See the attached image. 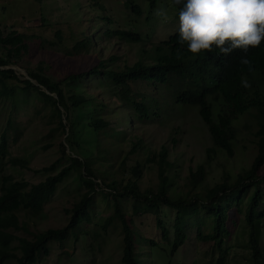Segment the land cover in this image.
<instances>
[{"label":"rangeland","instance_id":"rangeland-1","mask_svg":"<svg viewBox=\"0 0 264 264\" xmlns=\"http://www.w3.org/2000/svg\"><path fill=\"white\" fill-rule=\"evenodd\" d=\"M131 1L141 8L140 15L130 11L126 0H0V27L3 32L15 30L23 34L27 44V50L17 64L11 63L0 68H13L22 79L25 75L21 70L40 66L42 72L51 79L59 80L70 73L86 71L99 60L106 61L108 68L115 70L130 66L137 60L149 62L150 59L145 55L155 44L178 29L179 12L173 8L171 0H159L155 11L146 18L147 1ZM158 9H167L166 21L156 15ZM108 28L129 29L137 32L141 40L128 42L117 36L106 35ZM87 36V51H73L72 45ZM113 56L116 60L110 59ZM95 78L86 77L79 90L101 99L106 104L101 115L109 121V127L122 130V135L115 137L111 135V130L105 135L99 134V146L107 148L112 164L110 170L114 172L113 176L107 178L116 180L118 187L128 178L132 180L134 176L130 168L139 163L142 169L136 180L138 191H155L159 179L157 164L156 161L145 163V158L157 153L162 145L167 148L168 167L164 175L168 180L167 194L171 198L187 196L190 199L195 194L203 196L214 184L218 185L222 181L231 183L234 176L248 168L255 156L253 132L256 118L253 109L232 121V154L226 155L224 150L214 148L215 152L205 157V149L211 145V141L197 107L174 102L164 83L138 80L129 83L131 90L145 97L149 105V117L137 121L132 109L105 93L111 88L99 85ZM16 84L14 80L7 81L8 88ZM13 93V96L0 95V132L5 131L7 135L8 152L7 158L0 160L1 173L10 174L13 179L24 178L29 183L38 182L43 175L33 173L32 169L48 165L59 156V143L63 142L65 135L57 126L56 116L51 115V108L37 98L32 90L14 88ZM133 144L137 146L134 152L126 154ZM65 152L69 154V150ZM13 157L26 159L29 169L11 167L6 160ZM196 165L203 167L204 177L191 187L189 170H194ZM255 174L264 175V164ZM96 181L99 188L107 192L102 181ZM259 188L263 190L264 199V181L259 184ZM83 190L82 185L77 186L74 176L69 175L58 185L40 212H16L19 222L25 224L26 231H10L18 237L30 239L31 233L62 226L68 217L63 209L78 200ZM251 190L247 191V195ZM109 199L111 201V196ZM117 200L125 220H130L134 231V257L138 264H212L215 260L213 243L198 240L194 228H184L185 239L171 254L169 243L160 238L159 228L155 225L156 215L150 211L132 213V200L129 197ZM110 214L112 209L107 207L106 200L94 193L90 221L79 222L61 241L49 240L46 243L47 256L33 264H121L119 221L113 219L104 226V230L100 228L103 219ZM157 216L167 228L170 241L173 236L174 210L160 205ZM241 216L242 212L237 214L233 207L227 209L226 229L229 236L224 238L223 243L228 249L227 264H252L246 232H239L241 229L246 231L244 223L239 220ZM193 225L203 233H211L213 217L211 214L195 217ZM148 238L155 244H149ZM15 244L16 241H13L12 245ZM258 244L264 264V219L261 221ZM4 264L16 262L10 260Z\"/></svg>","mask_w":264,"mask_h":264},{"label":"trees","instance_id":"trees-1","mask_svg":"<svg viewBox=\"0 0 264 264\" xmlns=\"http://www.w3.org/2000/svg\"><path fill=\"white\" fill-rule=\"evenodd\" d=\"M146 1L147 18L155 11L159 0ZM126 2L133 14H141L139 6L131 0ZM170 3L179 12L182 5L174 4L172 0ZM109 29L105 31L106 35L117 36L128 42L141 40L137 32L129 29ZM88 42L87 36L76 41L71 48L75 52L87 51ZM26 50L27 44L23 34L15 30L4 33L0 27V66L17 64ZM145 56L150 59L149 62L137 60L120 70L110 69L106 61L99 60L90 69L70 73L59 80L51 79L42 72L40 66H35L32 70L25 68L28 78L22 79L16 75L13 68H0V95L13 96L14 88L32 90L37 98L51 108V115L56 116L57 126L65 135L63 142L59 143V156L48 165L32 169L33 173L43 175L38 182L29 183L24 178L13 179L10 174L1 173L0 165V264L10 260H14L16 264H33L36 260L45 258L48 254L46 243L49 240L61 241L79 222L90 221L94 193L100 194L106 200L107 207L112 209V214L103 219L100 228L104 230V226L109 225L113 219L120 223L121 264H138L134 257V231L130 220H125L117 200L121 197H129L132 200V213L150 211L156 215L155 225L159 228L160 238L169 243L171 254L182 245L185 239L184 228H194L198 240L213 243L216 258L212 264H227L228 249L223 243L224 238L229 236L226 229L227 209L233 207L237 214L242 212L239 220L244 223L246 231L241 229L239 232H246L252 264H263L259 254L258 236L261 221L264 219L263 190L259 188V184L264 181V175L256 176L255 173L264 164V42L259 47H250L247 53L237 49L230 55H224L213 47L211 51L192 55L188 52L187 45L180 43L176 29L155 44ZM245 56L250 60V65L240 63L241 58ZM110 59L116 60V57ZM89 76L96 77L99 85L110 87L111 90H106L105 93L127 104L137 121L149 117V105L145 97L138 96V92L131 90L129 83L136 80L164 83L166 90H170L169 97L171 95L174 102L197 107V113L205 124L211 141V145L205 149V157H210L211 153L215 152L214 148L224 150L226 155L232 154V121L253 109L256 118L253 132L255 156L247 169L234 176L233 182L222 181L218 185L214 184L203 196L195 194L190 199L187 196L171 198L167 194L168 180L164 175L165 168L168 167L167 148L162 145L157 153H151L145 158V163L156 161L157 164L159 179L155 191H138L136 180L140 177L142 169L139 163L130 168L134 176L132 180L128 178L118 187L116 180L107 178L113 176L114 172L110 170L112 164L111 157L107 155V148L99 146V134L105 135L111 130V135L115 137L122 135V130L109 127V121L101 115L106 107L101 99L79 90L82 81ZM242 78L248 80L250 87L242 86ZM8 80H14L18 84L8 88ZM156 88L160 89L158 86ZM136 147L133 144L126 154L133 153ZM65 149L69 150V154ZM7 153V135L2 131L0 160L7 158ZM6 162L11 167L29 169L24 158H8ZM69 175H73L77 186L82 185L84 190L78 200L69 208L63 209L64 214L68 215L65 224L29 233L30 239L14 235L10 230L26 231L25 224L19 222L16 212H40L58 185ZM188 177L191 187L198 184L204 177L203 167L196 165L194 170H189ZM97 179L102 181L107 192L99 188ZM250 188L252 190L247 195ZM160 205L174 210L173 236L170 241L167 228L157 216ZM207 214L213 217L211 233H203L193 225L195 217ZM13 241H16L15 245H12ZM147 241L149 244H155L149 238Z\"/></svg>","mask_w":264,"mask_h":264},{"label":"clouds","instance_id":"clouds-1","mask_svg":"<svg viewBox=\"0 0 264 264\" xmlns=\"http://www.w3.org/2000/svg\"><path fill=\"white\" fill-rule=\"evenodd\" d=\"M182 5L178 13V35L192 55L211 51L213 47L224 55L234 50L256 48L264 42V0H172ZM156 15L168 19L167 9ZM241 64L250 65L247 57ZM242 86L250 87L246 78Z\"/></svg>","mask_w":264,"mask_h":264},{"label":"water","instance_id":"water-1","mask_svg":"<svg viewBox=\"0 0 264 264\" xmlns=\"http://www.w3.org/2000/svg\"><path fill=\"white\" fill-rule=\"evenodd\" d=\"M20 70V69H19ZM22 72L21 73H23L24 75H25V78H28L27 77V75H26V73H25V71L24 70H21ZM51 95H53V94H51ZM54 96V95H53ZM65 151H67L68 152V150L67 149H65Z\"/></svg>","mask_w":264,"mask_h":264},{"label":"bare ground","instance_id":"bare-ground-1","mask_svg":"<svg viewBox=\"0 0 264 264\" xmlns=\"http://www.w3.org/2000/svg\"><path fill=\"white\" fill-rule=\"evenodd\" d=\"M22 72V71H21Z\"/></svg>","mask_w":264,"mask_h":264}]
</instances>
